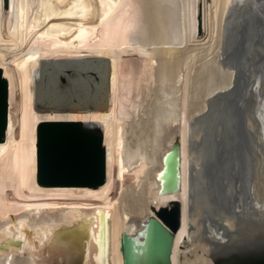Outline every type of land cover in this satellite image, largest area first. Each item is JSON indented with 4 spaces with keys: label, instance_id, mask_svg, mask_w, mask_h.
I'll use <instances>...</instances> for the list:
<instances>
[{
    "label": "bare ground",
    "instance_id": "6f19581e",
    "mask_svg": "<svg viewBox=\"0 0 264 264\" xmlns=\"http://www.w3.org/2000/svg\"><path fill=\"white\" fill-rule=\"evenodd\" d=\"M196 2L183 37L176 35L172 40L169 35L172 41L145 47L141 42L143 9L139 0H8L7 7L0 0V88L7 94L0 139V242L21 237V222L31 228L41 223L55 227L59 223L69 224L75 217L73 212L89 214L103 207L110 211L109 264H125L121 251L123 234L140 237L136 243L141 242L142 222L153 214L151 206L179 200L182 223L175 234L171 263L215 264L204 234L215 229V221L233 225L223 214L229 204L237 203L243 187L259 197L264 195V162L253 163L245 181L244 165L239 168V164L217 157L223 135L220 124L228 115L226 108L238 103V92L251 82L237 80L236 64L230 61L232 48L227 26L232 0ZM158 27L161 28L160 24ZM86 55L111 59L110 108L36 112L33 76L40 60ZM208 57L213 68L206 70L207 78L198 80L190 93V70L197 59L201 62L199 73L203 72ZM124 58L147 63L148 77L143 76L137 84L142 91L132 95L128 90L123 92L120 85ZM153 76L167 82L155 87L148 99L149 95L142 92L148 89ZM213 76L219 81H213ZM222 93L232 98L230 104L221 100L212 109ZM158 103L163 106L157 113H162L154 115V121L151 118L153 125L149 128L144 115ZM52 119L92 123L95 133L102 135L106 157L103 184L40 182L37 128L41 121ZM247 122L246 129L252 131L256 125L254 118L248 115ZM129 134H138L139 139L129 142ZM175 136L181 143V188L176 193L159 196L155 172L161 165L162 152ZM48 237L47 231L34 232L29 241L23 239V250L14 243H9L10 249L0 248V264H59L65 250L46 245ZM95 249L91 242L90 255ZM87 264H93L91 257Z\"/></svg>",
    "mask_w": 264,
    "mask_h": 264
},
{
    "label": "water",
    "instance_id": "95a60500",
    "mask_svg": "<svg viewBox=\"0 0 264 264\" xmlns=\"http://www.w3.org/2000/svg\"><path fill=\"white\" fill-rule=\"evenodd\" d=\"M7 1L4 0V7ZM227 27L232 48L230 61L238 70L236 79L251 83L238 92L237 104L226 106L228 115L220 124L224 136L221 135L217 157L239 164V168L244 165L242 174L247 181L253 163L264 162V0H232ZM111 72V59L102 55L41 59L33 76V108L36 112L50 113L108 110L112 103ZM220 95L212 109L221 100L230 104L231 97ZM6 107L7 94L0 88V139ZM248 115L256 122L252 131L246 129ZM37 138L41 183L93 186L105 182L103 139L95 133L92 123L44 120L38 125ZM181 158L180 139L175 136L162 152L161 165L155 172L159 196L180 190ZM240 193L239 198L236 196L237 203L229 204L223 214L233 225L215 221V229L204 234L215 264H264V195L246 192L244 187ZM151 208L153 214L142 222L141 242L136 243L140 238L137 236H122L125 264H172L175 234L182 223V204L179 200H168ZM73 214L75 217L69 224L59 223L55 227L41 223L31 228L21 222V237L0 242V248L10 249L9 243H14L23 250V239L29 241L34 232L47 231L46 245L65 250L59 264H87L90 257L93 264H109L110 211L101 207L89 214ZM91 242L96 249L90 255Z\"/></svg>",
    "mask_w": 264,
    "mask_h": 264
},
{
    "label": "rangeland",
    "instance_id": "374dc122",
    "mask_svg": "<svg viewBox=\"0 0 264 264\" xmlns=\"http://www.w3.org/2000/svg\"><path fill=\"white\" fill-rule=\"evenodd\" d=\"M147 3H146V2ZM154 1H158V4H161V5H159L158 6V4H156V2L154 3ZM160 1H162V3L161 2H159V0H139V4H140V7H141V10L143 11L142 12V19H141V23H142V29L140 30V32H141V36H142V43L143 44H149V45H144L145 47H151L153 44L156 46V45H160V44H163V43H168V42H170V41H172L173 39H174V36H178V37H183V35H184V33H185V30H186V25H187V20H189V17L191 16L190 15V11H192V8L197 4V0H160ZM166 1V2H165ZM167 1H169L170 3H168ZM191 1H193V2H195V3H193V2H191ZM171 2H173V5H172V3ZM205 2H206V0H205ZM153 3V4H152ZM175 3V4H174ZM180 3V4H179ZM186 3V4H185ZM193 3V4H192ZM145 4V5H144ZM147 4H149V6L148 7H146L147 6ZM154 4H155V6H154ZM163 4V5H162ZM168 4H170V5H168ZM183 4V5H182ZM192 4V5H191ZM177 7H176V6ZM180 5V6H179ZM152 6H154V8H152ZM156 6H158V7H156ZM161 6V7H160ZM182 6V7H181ZM192 6V7H191ZM186 7V8H185ZM179 10H178V9ZM157 9V10H156ZM159 9V10H158ZM144 10H146V11H144ZM152 10V11H151ZM166 10V11H165ZM178 10V11H177ZM183 10H185V11H183ZM154 11V12H153ZM156 11H158L157 12V14H156ZM161 11V12H160ZM175 11V12H174ZM152 12V14H150ZM166 12V15H164V13ZM174 12V13H173ZM183 13V14H182ZM150 15V16H147V15ZM156 14V15H155ZM160 14H162V15H160ZM146 16V17H145ZM148 17V18H147ZM174 18L175 19V21L177 22V24H176V22L174 21V19H172V18ZM155 18V20H153ZM157 18H158V21L159 22H157ZM161 18V19H160ZM163 18H166V19H163ZM147 21H145V20ZM178 19V20H177ZM183 19H184V21H183ZM161 20V21H160ZM168 21V22H167ZM183 21V22H182ZM186 21V22H185ZM145 22V23H144ZM156 22V23H155ZM175 22V23H174ZM181 22H182V24H181ZM154 23H155V25H154ZM146 24V25H145ZM159 24H160V27L161 28H163L162 30H161V28H159L158 26H159ZM161 24H162V26H161ZM166 24V25H165ZM168 24V25H167ZM174 24H176V25H174ZM184 24V25H183ZM158 25V26H157ZM173 25V27H175V28H173V27H171V26ZM170 26V27H169ZM177 26V27H176ZM182 26V27H181ZM184 26H185V28H184ZM144 27V28H143ZM153 28V29H152ZM158 28V29H157ZM181 28H182V30H181ZM144 29V30H143ZM176 29H177V31H176ZM149 30V31H148ZM153 30V31H152ZM161 30V31H160ZM143 31V32H142ZM152 31V32H151ZM154 31H155V34H153L154 33ZM162 31H164V32H162ZM170 31V32H169ZM175 31V32H174ZM182 31V32H181ZM152 33V34H151ZM165 35H164V34ZM147 34H148V38H147ZM163 35V37L162 36H159V37H157L158 35ZM156 37H155V36ZM172 36V40H170L171 38H170V36ZM151 36V38H149ZM152 36H153V38H152ZM165 36H167V37H165ZM156 39H155V38ZM157 42V44H155ZM125 60H127V61H125ZM208 60H210V57H208V59L206 60H204L205 61V63H206V68L205 69H203V72H201V73H199V70H200V67H201V62H198L197 61V59H196V65H195V67H193L191 70H190V73H189V88H191V89H189L188 88V91L190 92V93H193L194 92V88L197 86V84H198V80L200 81H202V80H204V79H206L207 78V69H209V68H213V66H212V64H211V61H209V63H208ZM207 61V62H206ZM203 63V62H202ZM210 65V66H209ZM209 66V67H208ZM146 68H147V63L144 61V60H138V59H132V60H129V58L127 59V58H124V59H122V62H121V71H122V74H121V76H120V85H121V89L123 90V92L124 91H129V92H131V95L133 94V93H137L138 91H142V90H140L139 89V87L137 86V84L139 83L138 82V80L139 79H141L143 76H145V78H147L148 76H147V74H149V73H146L145 72V70H146ZM197 69H198V71H197ZM211 69H209V70H211ZM196 70V71H195ZM192 72L194 73V74H192ZM192 77H191V76ZM196 75V76H195ZM199 76V77H198ZM206 76V77H205ZM154 78V79H153ZM153 78L151 79V82H150V84H149V87H148V89L146 90V91H144V92H142V94H145V95H149L148 96V99L149 98H151V96L150 95H152V94H154L153 93V90H154V88L155 87H157V86H161V84L163 83H166L167 81L165 80V81H163V82H161V81H159L158 79H157V77L156 76H153ZM217 77H214L213 76V81H216V82H218L219 80L218 79H216ZM154 80V81H153ZM156 80V81H155ZM197 80V81H196ZM194 83H193V82ZM212 81V82H213ZM136 82V83H135ZM159 83V85H158V83ZM196 83V84H195ZM206 83V82H205ZM201 84H203V82L201 83ZM155 85V86H154ZM199 88H201L202 89V87L200 86ZM200 89V90H201ZM151 94H150V93ZM158 95V94H157ZM160 95V94H159ZM160 97V96H159ZM162 104H160V103H158L157 104V107L156 108H154V109H151V110H149L146 114L147 115H144V120H145V122H149V123H147V126H149V128H151L150 127V125L152 126L153 125V121H154V118L157 116V115H159V113L161 114L162 112H159V113H157L158 112V109H160V110H162ZM149 113V114H148ZM148 115H150V116H148ZM155 115V117H153ZM148 116V117H147ZM151 118H152V120L153 121H151ZM149 119V120H148ZM149 124V125H148ZM136 133V132H135ZM129 135H131V134H129ZM138 135V134H137ZM137 135H131L129 138H131L130 140H129V138H128V140H129V142H134V140H136V138H137ZM134 137V138H133ZM138 137H140V136H138ZM137 139H139V138H137ZM133 140V141H132Z\"/></svg>",
    "mask_w": 264,
    "mask_h": 264
}]
</instances>
